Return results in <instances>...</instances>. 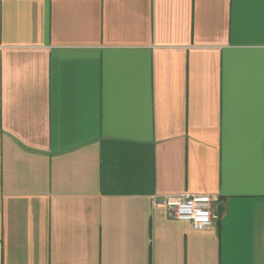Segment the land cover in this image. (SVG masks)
Segmentation results:
<instances>
[{
	"label": "crops",
	"instance_id": "obj_1",
	"mask_svg": "<svg viewBox=\"0 0 264 264\" xmlns=\"http://www.w3.org/2000/svg\"><path fill=\"white\" fill-rule=\"evenodd\" d=\"M0 264H264V0H0Z\"/></svg>",
	"mask_w": 264,
	"mask_h": 264
},
{
	"label": "built area",
	"instance_id": "obj_2",
	"mask_svg": "<svg viewBox=\"0 0 264 264\" xmlns=\"http://www.w3.org/2000/svg\"><path fill=\"white\" fill-rule=\"evenodd\" d=\"M217 198L210 194L182 192L175 196H165L157 203L166 205L179 220L190 221L197 230H208L213 227L218 215L214 208Z\"/></svg>",
	"mask_w": 264,
	"mask_h": 264
}]
</instances>
